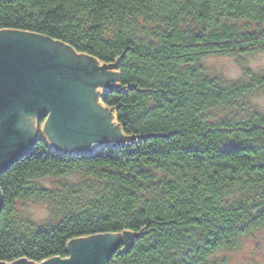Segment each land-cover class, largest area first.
Instances as JSON below:
<instances>
[{"label":"trees","instance_id":"obj_1","mask_svg":"<svg viewBox=\"0 0 264 264\" xmlns=\"http://www.w3.org/2000/svg\"><path fill=\"white\" fill-rule=\"evenodd\" d=\"M2 29L118 62L101 99L131 138L68 152L38 133L0 173V261L122 231L132 241L107 264H226L220 251L264 229V111L247 102L264 73L224 80L203 64L264 51V0H0ZM30 203L49 218L23 217Z\"/></svg>","mask_w":264,"mask_h":264},{"label":"water","instance_id":"obj_2","mask_svg":"<svg viewBox=\"0 0 264 264\" xmlns=\"http://www.w3.org/2000/svg\"><path fill=\"white\" fill-rule=\"evenodd\" d=\"M117 63L93 61L41 34L0 30V173L31 150L43 119L40 137L58 150L90 152L101 143L129 140L131 137L122 135L114 114L102 105L100 97L104 93L96 89L97 85L108 88L115 83ZM89 68L96 76L93 80L88 78ZM24 116L38 118L37 128L33 119L31 127L23 126ZM1 206L0 194V210ZM107 238L91 235L72 239L64 258L41 262L20 258L0 264H107L122 244L123 249L130 245L133 235L119 237L123 240L119 247L91 243Z\"/></svg>","mask_w":264,"mask_h":264},{"label":"rangeland","instance_id":"obj_3","mask_svg":"<svg viewBox=\"0 0 264 264\" xmlns=\"http://www.w3.org/2000/svg\"><path fill=\"white\" fill-rule=\"evenodd\" d=\"M203 64L210 76L220 77L224 80H247V77L244 76L245 69H250L253 73H264V51H256L241 60L229 55H211L203 59ZM96 89L105 93L107 87L97 85ZM101 97L100 101L102 102ZM247 102L249 108L254 107L264 111V92L254 93L247 98ZM102 105L105 104L102 103ZM104 144L101 143L100 147ZM21 212L23 217H29L35 222L47 220L50 216L49 209L42 203H30L25 206L24 210L23 208L19 210V213ZM217 256L224 258L226 264H264V229L257 231L253 236L244 238L237 249L220 251Z\"/></svg>","mask_w":264,"mask_h":264},{"label":"snow or ice","instance_id":"obj_4","mask_svg":"<svg viewBox=\"0 0 264 264\" xmlns=\"http://www.w3.org/2000/svg\"><path fill=\"white\" fill-rule=\"evenodd\" d=\"M94 235L98 237H110L107 239H98L96 241L91 242L99 247H108V246L119 247L123 243V240L118 239L119 237L123 236L122 231L111 232V233L101 232V233H94Z\"/></svg>","mask_w":264,"mask_h":264},{"label":"flooded vegetation","instance_id":"obj_5","mask_svg":"<svg viewBox=\"0 0 264 264\" xmlns=\"http://www.w3.org/2000/svg\"><path fill=\"white\" fill-rule=\"evenodd\" d=\"M79 58H80V56L79 57H77V61H75V63L76 64H78L79 63ZM66 60V59H65ZM94 73V71H92L90 68L88 69V78L89 79H91V80H93V79H95V74H93ZM31 119H33V122L32 123H34L35 124V128H37V123H38V118H34V117H32V118H29V117H27V116H24V118H23V126H27V127H31ZM43 123H44V119L43 120H40V123H39V125H38V127H43ZM33 125V124H32ZM41 128H39V129H41ZM42 130V129H41ZM28 139H31V135L29 134L28 135ZM66 144H71V142H69V143H66Z\"/></svg>","mask_w":264,"mask_h":264}]
</instances>
